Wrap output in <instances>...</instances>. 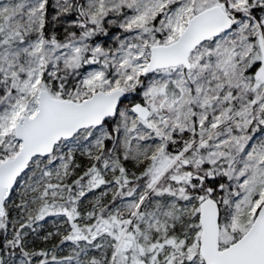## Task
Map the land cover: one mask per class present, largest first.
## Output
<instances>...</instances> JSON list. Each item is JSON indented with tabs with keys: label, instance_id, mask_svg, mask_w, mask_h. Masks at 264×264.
Returning <instances> with one entry per match:
<instances>
[{
	"label": "snow or ice",
	"instance_id": "obj_1",
	"mask_svg": "<svg viewBox=\"0 0 264 264\" xmlns=\"http://www.w3.org/2000/svg\"><path fill=\"white\" fill-rule=\"evenodd\" d=\"M0 264H264V0H0Z\"/></svg>",
	"mask_w": 264,
	"mask_h": 264
}]
</instances>
